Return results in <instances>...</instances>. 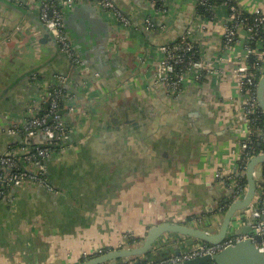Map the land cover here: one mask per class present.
I'll use <instances>...</instances> for the list:
<instances>
[{
	"label": "crops",
	"instance_id": "crops-1",
	"mask_svg": "<svg viewBox=\"0 0 264 264\" xmlns=\"http://www.w3.org/2000/svg\"><path fill=\"white\" fill-rule=\"evenodd\" d=\"M41 1L14 4L21 13L0 0V152L22 142L9 129L28 115L38 93L33 74L49 82L69 75L75 108L64 114L69 137L45 159L48 185L0 187V264H78L98 249L128 244V237L142 240L161 222L206 226L214 216L216 231L249 130L234 73L249 65L247 33L225 46V6L201 16L197 0H163L159 8L148 0H112L129 27L98 8L89 15L84 7L70 9L64 27L90 60L79 72L37 26ZM237 4L264 10V0ZM94 15L98 20L90 21ZM187 30L215 72L202 71L200 82L171 97L155 80L160 47ZM255 51H264V42ZM232 221L230 233L251 236L246 209ZM176 237L166 233L155 246L166 255L188 245Z\"/></svg>",
	"mask_w": 264,
	"mask_h": 264
},
{
	"label": "built area",
	"instance_id": "built-area-1",
	"mask_svg": "<svg viewBox=\"0 0 264 264\" xmlns=\"http://www.w3.org/2000/svg\"><path fill=\"white\" fill-rule=\"evenodd\" d=\"M19 6H29L30 0H5ZM90 1L95 7L104 13V15L115 19L122 26L129 27V20L120 12L112 0H42L39 5V19L53 35L60 52L64 53L72 67L79 72L87 69L86 63L76 50L70 34L64 27V18L68 10L75 5ZM155 5L154 0H148ZM209 0H200V4L207 5L210 16L216 5H224L226 8V21L223 33V43L230 46L239 39L240 32L244 30L247 33L246 46L250 55H255L256 67L255 73H258L257 82L251 85L249 79L254 72L250 70L251 66L239 67L234 69L236 85L243 97L242 114L248 126V134L241 143V161L243 166L239 168L246 169L250 158L255 155L264 154V147L258 150H248L242 152L246 142H251V137L256 133L255 128H250L252 121L250 115L260 114L256 97V88L259 78L264 75V51H255V48L264 42V10L255 9L253 12H247L240 8L237 2L231 0H222L219 4H209ZM148 22L149 19L146 18ZM191 31L187 30L179 40L160 47L161 57L158 63V70L155 80L161 84L164 91L171 97H176L188 85L194 82H200L203 78L202 71L206 74L215 72L211 63H206L201 58V49L190 37ZM33 82L38 86V93L30 99L28 106V115L19 123H13L9 129L11 134L20 135L23 139L18 145H13L4 152H0V187L1 192L10 186L25 187L31 185L47 186L45 159L53 151L62 147L63 141L69 137L70 130L64 121L65 112L73 111L75 100L70 87L73 85V79L69 75L59 76L58 80L49 82L43 80L37 74L31 76ZM57 84L58 86H53ZM66 86L68 89H64ZM47 103V104H44ZM43 105H46L45 107ZM44 107V108H43ZM260 134V133H259ZM43 136L44 140L36 142V137ZM264 142V132L261 133ZM255 172V171H254ZM236 172L228 176V182L232 188L230 200L241 197L247 189V183L240 182L235 178ZM255 175V174H254ZM219 176V173H216ZM264 181V177L258 178ZM258 190L264 192V187L257 182ZM260 195L256 193V197ZM246 208V211L254 220L253 229L261 234L264 232L263 210ZM244 234L229 233L225 239L217 244L204 242L194 239L192 245H182L175 251H172L158 259L151 255H140L137 257H127L116 262H107L104 264H183L186 260L203 256L216 254L228 246L246 239ZM120 244L117 248L133 246L136 243ZM181 236L176 237V242L180 243ZM185 240V239H184ZM182 241V240H181ZM184 243V242H183ZM154 245L150 252L157 250ZM108 251V250H107ZM106 250L98 249L93 256L102 254Z\"/></svg>",
	"mask_w": 264,
	"mask_h": 264
},
{
	"label": "water",
	"instance_id": "water-1",
	"mask_svg": "<svg viewBox=\"0 0 264 264\" xmlns=\"http://www.w3.org/2000/svg\"><path fill=\"white\" fill-rule=\"evenodd\" d=\"M8 3L12 4L13 7L19 12L26 13L23 9L19 7L17 8L14 3ZM83 7L86 9L85 13L88 15L92 14L94 10L99 11L97 7L95 8V6H92L91 4L87 5L86 3H79L75 5L72 8V11L74 14H76ZM95 17L96 15L90 18V21H92V19ZM95 20H98V17H96L94 21ZM37 22L39 23L37 26L39 28H44L45 31L49 32V36L51 37L50 39H52L56 44L53 35L47 29V27L40 20H37ZM65 28L67 29L68 27L65 26ZM44 36L46 37V35ZM71 39L75 44L78 41L76 37L71 36ZM76 50L79 52L86 64L90 62V60L86 58L87 53L85 51H83L80 47H77ZM256 97L258 106L264 113V75H262L258 80ZM14 138L16 140V137L13 136V139ZM259 165H262L260 167V170L257 169L259 168ZM245 175L247 178L246 192L237 199H234L232 201L226 200L227 203L229 201V204L224 210L222 220L220 221L219 227L216 231H214L213 229V223L216 219V217L214 216L209 218L206 226H197L194 223L184 224L175 222H161L154 226H151L146 231L143 239L137 245L126 246L122 248H113L102 254L87 257L78 264H104L107 262L114 263L116 262V260H120L123 258L144 255L150 252L159 238L166 233L172 234L174 236L184 237L188 245H192L194 239H199L212 244L222 242L230 233V229L233 226L232 219L235 216L236 212L245 210L246 208L251 207V204H253V210H263L264 218V192L258 190L257 187V182H260L261 186L264 187V181H259L258 179L260 177H264V154L255 155L250 158L246 165ZM256 193H258L260 196L256 197ZM234 229H237V226H235ZM237 233L238 232L233 234ZM242 233L245 234L246 231L242 229ZM250 235L251 236L249 238L243 239L234 245L228 246L216 254L198 256L186 260L183 264H264V232L258 234L255 230H252V233H250Z\"/></svg>",
	"mask_w": 264,
	"mask_h": 264
},
{
	"label": "trees",
	"instance_id": "trees-1",
	"mask_svg": "<svg viewBox=\"0 0 264 264\" xmlns=\"http://www.w3.org/2000/svg\"><path fill=\"white\" fill-rule=\"evenodd\" d=\"M155 1V6L157 8L161 7L163 4V0H154ZM222 0H209V4L215 5V4H219L221 3ZM232 3L237 2V0H231ZM210 11L207 8V5H202L200 4V0H197V5H196V12L201 15V16H210ZM256 61V57L255 55H250L248 62H249V66H251L250 70L252 72H254L252 78L249 79V82L251 85H254L257 82L258 79V73H255V69L256 67L253 66L254 62ZM39 76V75H38ZM53 86H58L57 84H54ZM64 89H68L66 86H64ZM47 104V103H44ZM44 107L46 105H43ZM43 107V108H44ZM252 118V121L250 122L251 124H249L250 128H255L256 129V133L252 135L251 137V142H246L245 146L242 148V152L245 151H250V150H258L264 147V142L262 140L261 137V133L264 132V113H260V114H252L250 115V119ZM260 133V134H259ZM242 159V158H241ZM239 166H243V161L240 160L239 162ZM235 178H237L240 182L242 183H247V178L245 175V170L244 168H239L238 171L235 174ZM141 241L140 238H129V243H139ZM162 246L158 249V252H148L146 253V255H151L154 259H158L162 256H164V252L162 250Z\"/></svg>",
	"mask_w": 264,
	"mask_h": 264
},
{
	"label": "rangeland",
	"instance_id": "rangeland-1",
	"mask_svg": "<svg viewBox=\"0 0 264 264\" xmlns=\"http://www.w3.org/2000/svg\"><path fill=\"white\" fill-rule=\"evenodd\" d=\"M138 243H136V244H133V245H137Z\"/></svg>",
	"mask_w": 264,
	"mask_h": 264
}]
</instances>
